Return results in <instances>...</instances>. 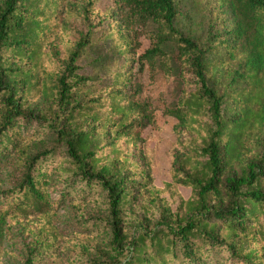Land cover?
<instances>
[{
	"label": "trees",
	"instance_id": "trees-1",
	"mask_svg": "<svg viewBox=\"0 0 264 264\" xmlns=\"http://www.w3.org/2000/svg\"><path fill=\"white\" fill-rule=\"evenodd\" d=\"M58 1L7 0L0 9V161L17 149L14 141L25 133L26 120L34 131L53 139L50 147L27 156L15 185L0 193V203L2 195L11 194L6 200L11 205L0 211V249L7 215H47L56 201L74 198L72 187L80 180L85 198L104 199L99 219L104 237L99 249L95 233L74 235L69 241L74 264H264V151L251 149V161L225 178L234 161L250 150L245 145L249 128L264 124V0H228L234 20L229 40L246 46L247 52L243 71H236L224 89V78L233 75L225 67L236 55L231 45L222 53L216 44L180 37L173 0H121L131 18L158 25L150 36L152 46L142 55L145 60H162L171 69L175 56L168 46L174 42L195 86L181 104L165 110L193 133L185 144L187 157L181 169L174 168L169 184L188 187L191 194L176 206L168 196L166 208L153 212L155 223L150 215L137 226L129 224L128 212L142 185L131 178L118 144L141 134L140 123L130 122L133 114L150 121L153 111L125 88L133 58L125 60L110 82L80 72L77 60L93 47V30L81 33L76 47L65 51L64 62L46 49L54 26L47 14ZM105 32L102 36L108 37ZM6 53L22 65H13ZM37 96L49 104L28 112L25 105ZM106 145L111 147L107 153ZM59 156L66 161L58 163ZM55 166L68 182L57 191L52 189Z\"/></svg>",
	"mask_w": 264,
	"mask_h": 264
},
{
	"label": "rangeland",
	"instance_id": "rangeland-1",
	"mask_svg": "<svg viewBox=\"0 0 264 264\" xmlns=\"http://www.w3.org/2000/svg\"><path fill=\"white\" fill-rule=\"evenodd\" d=\"M173 1L177 9L174 27L180 37L192 39L201 45L216 44L222 53L226 52L227 47L235 49V58L225 64L233 75L224 78V89L236 71H243L247 52L246 46L229 40L228 31L234 26V20L228 0ZM5 3L7 0H0V9ZM57 3L60 4L56 9L50 8L47 14L48 24L54 26L46 41V49H50L55 59L64 62L65 51L75 48L81 33L89 30L94 31L93 47L85 50L77 60L84 75L110 82L125 60L133 58L131 80L125 88L135 92L137 100L148 104L153 117L147 121L145 117L133 114L130 122L140 123L142 132L137 140L125 138L118 145L123 150L122 159L130 164L128 171L131 178L142 185L137 201L128 212L129 224L137 226L138 222L150 215L151 222L155 223L153 212L158 213L166 208L165 199L168 196L171 197L170 203L176 206L175 202L186 200L191 194L188 187L169 184L174 168L181 169V161L187 157L185 144L193 133L165 112L167 108L181 104L182 99L195 90L193 82L189 80L190 67L176 56L177 46L174 42L168 46L175 56L171 69L163 67L159 59L153 64L147 62L142 55L152 46L150 36L157 33L158 25L131 18L122 8L121 0H62ZM104 31H108L105 32V35L109 34L108 37L102 36ZM5 58L13 65H22V61L10 53H6ZM47 104L46 99L37 96L25 108L28 112H38ZM1 118L2 115L0 122ZM22 125L25 126V133L15 138L14 146L17 149L8 150L0 161V193L10 191L15 185L17 178L25 171L27 156L50 147L53 141L50 135L34 131V125L28 120ZM248 133L245 145L250 150L234 161L225 178L237 174L242 165L251 161L252 155L249 153L252 154V150L263 153L264 124L256 122ZM110 150L111 147L104 146V152ZM61 161H66V158L59 156L58 163ZM52 170L53 177H57L52 189L57 191L66 187L68 182L62 176L63 169L55 166ZM72 190L75 191L74 198H64L61 203L56 201L47 215L17 212L7 215L0 264H29L30 260L31 264H74L75 251L69 242L74 235L95 233L94 244L101 246L104 231L99 219L104 213L103 197L92 195L85 198L80 180L74 183ZM53 196L60 198V194ZM10 197L11 194L1 196L0 211L9 208L11 202L6 200ZM133 219L134 222H131Z\"/></svg>",
	"mask_w": 264,
	"mask_h": 264
}]
</instances>
